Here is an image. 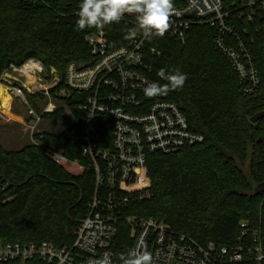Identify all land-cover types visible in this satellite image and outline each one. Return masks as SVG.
<instances>
[{"label":"trees","instance_id":"16d2710c","mask_svg":"<svg viewBox=\"0 0 264 264\" xmlns=\"http://www.w3.org/2000/svg\"><path fill=\"white\" fill-rule=\"evenodd\" d=\"M81 2L0 0V81L11 64L38 59L47 78L52 68L62 78L50 90L56 100L67 65L92 61L85 37L99 28L77 29ZM103 28L114 47L126 42L132 25L119 21ZM215 32V27L197 22L189 26L184 41L168 33L148 38L147 47L161 52L149 60L155 69L186 74L183 87L165 97L180 104L205 140L169 154L150 155L152 195L130 212L161 219L203 245L213 241L229 246L238 235L239 221L256 217L263 196L257 187L264 182V137L256 133L264 134V117L250 119L264 111V31L255 34L260 83L251 93L244 91L232 65L216 50ZM31 98L28 95L30 104ZM79 98L81 102V95L74 93L64 99L75 119L62 133L43 132L42 137L35 136L41 144L13 151L0 142V239L4 242L68 245L76 238L96 185L91 161L80 148L84 112L77 108ZM6 113L14 118L10 110ZM64 114L60 108L44 117L66 121ZM102 119V134L110 136L112 122ZM44 145L57 148L65 159L55 161ZM131 245L128 227L120 221L112 245L116 264H122L119 257Z\"/></svg>","mask_w":264,"mask_h":264},{"label":"built area","instance_id":"2783aa9c","mask_svg":"<svg viewBox=\"0 0 264 264\" xmlns=\"http://www.w3.org/2000/svg\"><path fill=\"white\" fill-rule=\"evenodd\" d=\"M173 5L178 14L170 17L166 33L184 41L193 23L215 27L216 50L232 65L244 91L253 92L260 83L254 47L255 34L264 31V0H197L196 8L190 0H173ZM120 21L132 25L126 42L112 47L104 28L87 34L92 61L82 66L74 61L67 65L64 87L56 93V100L50 90L62 78L54 68L49 72L51 78L43 75L45 66L38 59L31 58L21 66L11 64L1 76L2 85L27 106L26 113L33 122H24L36 144L41 142L34 131L42 137L44 131L37 130L36 125L44 114L64 108L65 117L69 112L74 121L64 99L74 93L81 95L77 104L84 112L80 148L91 161L96 185L88 212L71 244L0 239V262L89 264L90 260L110 253L112 264H116L112 245L120 221H124L132 239L130 249L139 247L151 252L153 264H264V259L257 260L264 255V191L256 217L247 216L239 221L238 235L229 246H219L213 241L203 245L179 234L161 219L130 212L131 207L152 195L149 156L195 146L205 136L191 125L179 103L165 95L152 98L144 95L147 83L161 84L163 80L158 76L160 69L149 62L161 52L147 47L149 37L139 29L135 14L126 13ZM133 32L135 36L131 35ZM25 71L34 76V82L29 81ZM7 72L18 79L6 76ZM28 95L48 99L41 114L30 104ZM103 117L112 122L110 136L102 134ZM44 148L55 161L65 159L57 148L46 145Z\"/></svg>","mask_w":264,"mask_h":264},{"label":"clouds","instance_id":"9594fccd","mask_svg":"<svg viewBox=\"0 0 264 264\" xmlns=\"http://www.w3.org/2000/svg\"><path fill=\"white\" fill-rule=\"evenodd\" d=\"M193 8L197 7V0H190ZM135 14L138 27L145 37L153 35L163 37L170 28V17L175 13L173 0H82L77 13L76 27L78 30L86 28H103L112 23H118L126 14ZM135 36L136 33L131 34ZM158 76L167 83H147L143 88L144 95L152 98L158 95H166L170 91L182 88L187 76L176 70L174 73H166L160 69ZM111 254L105 253L100 259L90 260L89 264H112ZM122 264H153V255L146 249H130L127 254L119 257ZM264 259V255L257 260Z\"/></svg>","mask_w":264,"mask_h":264},{"label":"rangeland","instance_id":"374dc122","mask_svg":"<svg viewBox=\"0 0 264 264\" xmlns=\"http://www.w3.org/2000/svg\"><path fill=\"white\" fill-rule=\"evenodd\" d=\"M43 75H45V73H43ZM0 85H2L1 81ZM2 86L4 87V85ZM9 100L7 105H9ZM47 102L48 99L46 98H31V104L34 105L40 114L42 113V109ZM7 110H10V114L12 113L11 115H13L14 118L11 119L6 113V110L4 111L2 108H0V142L3 147L6 150L13 151L19 150L22 147L33 143L32 132L27 129V125L25 124V122L30 124L33 122V119L26 113L27 106L19 102L18 98L13 97L12 105L11 107L7 106ZM66 118V121H61L56 118L43 117L41 122L36 125V129L58 135L65 131L70 125H72L73 121L69 112H67ZM34 132L38 136L39 133L36 131ZM256 136L262 138L264 137V134L256 133Z\"/></svg>","mask_w":264,"mask_h":264},{"label":"bare ground","instance_id":"6f19581e","mask_svg":"<svg viewBox=\"0 0 264 264\" xmlns=\"http://www.w3.org/2000/svg\"><path fill=\"white\" fill-rule=\"evenodd\" d=\"M27 68H28V66L23 67L22 70H25ZM25 72H26L27 77L30 80V82H34V76L31 73H28V71H25ZM8 100H9V106L8 107H10V104L12 103L13 97H12L11 93L7 90V88H4L2 85H0V108H2L4 111L7 109Z\"/></svg>","mask_w":264,"mask_h":264},{"label":"water","instance_id":"95a60500","mask_svg":"<svg viewBox=\"0 0 264 264\" xmlns=\"http://www.w3.org/2000/svg\"><path fill=\"white\" fill-rule=\"evenodd\" d=\"M83 63H80L79 66H82ZM6 76L8 77H12L14 79H18L17 76H13L11 73H6ZM3 81H7L6 79H4ZM264 117V111H260V112H257L254 116L251 117L250 121L251 122H256L258 121L260 118H263ZM257 191L258 192H263L264 191V182H262L261 184H259V186L257 187Z\"/></svg>","mask_w":264,"mask_h":264}]
</instances>
